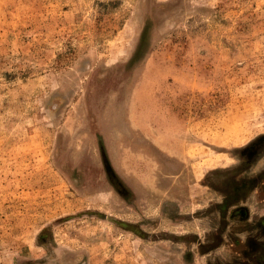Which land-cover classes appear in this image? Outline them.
Segmentation results:
<instances>
[{
	"label": "rangeland",
	"instance_id": "1",
	"mask_svg": "<svg viewBox=\"0 0 264 264\" xmlns=\"http://www.w3.org/2000/svg\"><path fill=\"white\" fill-rule=\"evenodd\" d=\"M0 264H264V0H0Z\"/></svg>",
	"mask_w": 264,
	"mask_h": 264
}]
</instances>
